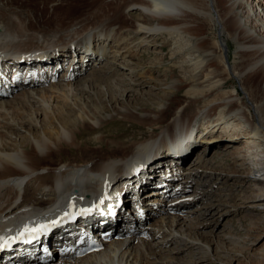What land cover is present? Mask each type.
I'll list each match as a JSON object with an SVG mask.
<instances>
[{
    "label": "bare ground",
    "instance_id": "1",
    "mask_svg": "<svg viewBox=\"0 0 264 264\" xmlns=\"http://www.w3.org/2000/svg\"><path fill=\"white\" fill-rule=\"evenodd\" d=\"M112 3L115 4L111 5L110 12L102 13V15L99 14L98 18L94 21H91L94 17V10H92L93 12L91 11L92 13H84L87 14L86 24L90 26V29L84 30V28H80L77 24L71 25V29L75 27L79 28L80 31L84 30L75 38L64 37L63 33L66 32L64 28L58 30L63 21L57 25L50 21L51 17L53 19L57 18V20L61 19L58 13L63 10L58 4H52L47 11V17L41 18L40 16H36L29 7L15 6L9 0H0V58L2 57L1 54H3L4 57L15 60L21 57V53L32 50L52 52L47 49L55 46L65 47L62 50L66 51L72 50V47L76 48L79 45L89 49L87 41L90 40L96 45L92 51V55L88 56L89 60L87 64H85V66L93 65V68L90 69L88 75L78 80V82H69V79L63 80L61 76L60 78L58 77L57 81H54V84H48L49 86L47 87L31 90L27 88L25 91L14 95L11 99H0V116L10 114L11 117L6 119L1 125L3 129L0 130V224L20 225L28 221L30 217L36 218L58 212V210L62 209V205L65 202L72 204L81 198H87L90 201L96 196L101 198L102 196L110 195L112 192H121L130 188L127 186L129 182H131V188H133L141 179L139 175L142 174L144 177V172L149 166L147 159L157 154L158 146L167 148L168 144H175L174 147L177 149V153L184 152L186 148L193 145L194 148L200 147L203 137L200 135L201 138L198 139L200 136L196 137V140L193 137L194 134H197L195 131H197L200 124L211 127L213 130L221 128L222 132L226 133L224 138L233 137V133H235L233 130L236 127L246 129L245 134H242L245 141H242L240 148L238 147L232 152L233 156L236 162L239 163L238 166L245 169L248 175L257 171L256 169L264 171V114L262 113L264 103H261L260 108H251V105L247 106L242 98L246 97L249 99L248 93L243 89V84L246 80L248 81L258 74V79L264 84V0H112ZM216 6H222L220 12L219 10L217 11ZM197 7L204 10L209 20L217 23V26H219L218 33L227 30L229 38L237 43L238 49L236 54H239L238 56L241 59L239 66L232 64L226 67L224 65L222 61V47H224V44L221 40L216 47H208L206 44L199 46L196 40L193 41L191 39V36L187 32L189 25L185 18L189 15L201 14ZM130 10L139 12V21L141 23H131L132 20L128 16ZM213 11L214 15L212 14ZM16 12L21 14L19 22L11 15ZM250 13L252 16L262 20L260 21L262 27L259 33H255L252 30L253 26L250 25L248 20ZM101 30L105 31L100 32ZM160 33H165L166 40L162 44L165 47L169 43L168 39L172 37L175 40L176 37L179 40H184L183 44L175 45L172 53L181 55L183 59L180 64L185 65L184 67H190L191 70L188 69L190 73H187L188 77L190 76L189 81L187 80L188 82L184 83L183 79H172L169 81L168 86L175 88L177 91L179 86H185L187 83L190 84L185 91L187 95L185 104H181L171 113L168 122L165 123V128L161 131L157 133L152 128L154 131L152 135L155 136L145 140L143 138L136 142L133 147L125 145L124 142H117L118 138H115L117 135L108 141L112 143L106 144L107 142L105 143L103 139V133L97 134L100 132L98 128H101L97 126L105 122L112 114H118L125 118L131 116L139 124H144L147 121L149 124H146L151 127L154 125L160 126V120L167 115V109L170 106H165L166 102L161 105L162 107L159 106L160 110L158 109L154 113V110L146 112H142V110L138 111L137 109L136 111H128L127 108L117 102L120 96L140 93L138 87L147 83L145 80L141 81L145 71L139 72L141 75L138 76L137 71L132 69L129 72L128 79L123 81L122 78L126 77L120 76L122 70L125 69L121 62H116L113 66L112 63L114 61H110V66L102 69L106 64L103 62V58L107 57L109 47H111L113 40L119 34L122 36L116 44H120L118 48L123 49L125 46L127 47L130 41L143 43L148 40L145 38L149 36L153 38ZM129 34H131L130 37H128ZM118 51L120 50L116 49V52ZM122 53L120 52L119 55H122ZM122 57L125 58V55H122ZM219 57L220 62L217 65L215 63ZM113 58L115 59L116 56L113 55ZM102 62L104 64L100 65ZM98 65L99 67H97ZM139 65L141 64L139 63L135 66ZM85 68L82 69L81 67L80 70L83 71ZM33 71L35 72V70ZM146 71H151V68H148ZM231 74L241 86L244 96H241L237 91L226 90L221 94L222 98L220 99L224 110L213 113L212 116L205 120L202 119L198 127L194 124L191 127L179 128L178 136L174 140H171L170 136L165 138V135L174 129L178 122L182 120V117H185L186 111H183L184 107L188 106L191 100H198L222 90L225 85L224 81ZM122 75L124 74L122 73ZM222 75H225L226 78H223ZM63 81L66 82L64 83ZM48 90H55L56 99L60 100L62 98L66 100L64 101V108L58 107L59 104L55 103L54 117L56 122L44 111L49 106V99L53 93L51 92L47 96L46 93L50 92ZM167 92L165 91V94L171 96L172 93ZM105 95H107L111 103H114L111 106V110L109 107L103 105L101 97ZM153 96L154 94L149 96V98L152 100ZM69 97H72L76 101L74 102L76 108L69 103L70 106H67L66 102ZM165 98V100H168L167 103L171 104L174 102L171 98ZM108 110L110 113H107ZM198 111L203 112L205 110L199 109ZM105 112L107 114H103ZM89 118L95 123L96 126L94 127L97 129L93 133V136L87 140L77 142L75 133L76 131L79 132L81 129L90 127L86 125L88 123L86 119ZM256 121L259 125L255 124ZM94 127H90L89 129H95ZM161 138L163 139L160 140ZM157 140L158 142H156ZM90 141L98 142L101 144V148H104V151H101V155L96 159V162L91 159V161L87 160L80 164L75 163V165L69 164L68 161H60L56 164L55 160H51L45 156L46 151L55 150L58 147L70 149L67 144L74 142L78 144L90 143ZM233 143V141L228 142L231 146ZM137 146L139 147L138 151L140 155L135 156L134 153ZM164 157H167L163 163V165H166L169 163H166V161L170 160L168 158H171L170 152ZM138 160H147L148 162L141 167L135 168L136 164L133 165L132 162ZM51 161L54 163L45 165ZM178 163L176 161L173 164L176 169ZM40 164L44 165L38 167ZM53 165H56V167ZM193 167L194 169L197 168ZM104 168L108 170L101 171ZM39 169L45 170L42 179L38 177L37 170ZM181 171L178 169V172H176L178 175L174 181L178 180ZM187 172L183 170L184 174L178 183L189 187L192 182V175H187ZM47 175H50V177H47ZM253 177L262 186H260L259 191L254 196L263 203L257 206L258 202L254 207L262 209L264 212V175H253ZM113 183L114 186H111V189L110 184ZM144 187L145 184L143 186L140 184V189ZM193 189H196V187ZM152 193H155V195H152ZM181 193L182 196L180 197L182 198L189 195L184 194L183 191ZM44 195L47 197L46 199L42 198ZM150 196L159 197L160 195L157 190L151 189L148 192L141 191L138 199L149 208L147 220L139 230L145 231L150 235V240H154L159 234L156 230L165 226L166 219V222H169L168 229L175 230L172 227L176 224L179 216L169 215V213L166 215L167 210L163 203L159 202L161 200L153 199L146 204L147 199H152ZM180 197H176L175 200ZM163 202L165 203L166 201L163 200ZM152 203L156 204L155 208L151 206ZM183 206L180 204L178 207L184 208ZM200 211L198 213H205ZM158 212L161 215L158 217L160 223L159 225L154 224L155 229L151 225V229L148 227V221L149 219L152 220L153 215ZM160 224L163 225L160 226ZM120 226V221L113 225L117 232H120L118 229ZM158 226L159 228H157ZM193 226L194 223L189 225L187 229L188 233H184L182 228L176 230L180 236L176 231H172L173 234L185 240L181 244L183 249L193 248L196 240H199L198 238L191 237L192 232L190 230ZM131 238L126 236L120 240H114L102 251L87 255L82 259L70 262L63 260L52 264H169L173 259L170 256H165L162 252H171L178 249L177 246L176 248L161 251L166 243L164 236L157 241L151 242H149V239L146 240L142 237H138L137 241L133 242V240H130ZM202 245L205 247L204 253L207 254L201 255L200 258H209V245L206 243ZM157 247H160L161 252L157 250Z\"/></svg>",
    "mask_w": 264,
    "mask_h": 264
},
{
    "label": "rangeland",
    "instance_id": "2",
    "mask_svg": "<svg viewBox=\"0 0 264 264\" xmlns=\"http://www.w3.org/2000/svg\"><path fill=\"white\" fill-rule=\"evenodd\" d=\"M9 1L15 6L29 7L36 16H40L41 18L47 17V11L50 9V6L52 4H58L59 6L62 7L63 10L60 12L57 11L59 12L58 14L61 16L60 19L61 21L57 20V18L53 19V17H51L50 21L54 22L55 25L63 21L58 27V30L60 28H64L66 30V32L63 33L64 37L69 36L75 38H77L78 35L82 33V31L90 29V26L86 24L87 14L84 13H92L93 12L92 10H94L93 12L94 17L91 20L94 21L96 18H98L99 14L102 15V13L110 12L111 5L115 4L112 3V0L109 1L108 0H9ZM88 6H90L91 8ZM215 8L217 9V11L219 10L220 12L222 6H216ZM197 9L200 11L201 14L199 15L196 14L193 16L189 15L187 18H185L187 24L189 25V27L187 28V32L191 36V39H193V41L196 40L199 46H203L204 44H206L208 47H216V45H218L221 40L222 43L224 44L223 45L224 47H222L223 53L221 52L223 58L222 61L224 65L226 67L232 64L239 66L241 59L238 56L239 54H236L237 53L236 51L238 49L237 43L229 38L227 30L223 31L222 33H218L219 26H217V23L209 20L207 15L204 13L203 9H200L198 7ZM212 14L214 15V11L212 12ZM11 15L15 18L17 22L20 21L21 19L20 13L16 12L15 14H11ZM128 16L131 18L132 24L141 23V21H139L140 14L138 11L130 10ZM248 17H249L248 20L250 25L253 26L252 29V27L249 25L251 29L254 30L255 33H259L262 27L260 21L262 20H260L258 17L252 16L251 13ZM75 24L80 26V28H84V30L80 31L79 28H75V27H73L74 29H71V25H75ZM102 31L105 30H101L100 32ZM121 36L122 35L119 34V36L115 37V39L113 40L111 47H109L110 49L107 57L103 58V62L106 64L102 69L108 68L110 66V61H114V63H112L113 66L116 64V62L118 63L121 62L123 68L125 69L122 70V73L124 75H122L121 73L120 76L126 77V78H122L123 81H126L128 79V76L130 75L129 72L132 69H134L135 71H137L138 76L141 75L139 72L145 71V73L141 78L142 79L141 81L145 80L147 83L139 87L138 85H136L140 90L139 91L140 93L138 94L134 93V95H127L123 97L120 96L119 101L117 100V102L123 105V107L127 108L128 111H132V110L136 111V109L138 111L142 110V112L154 110L153 113L158 109L160 110L159 106L162 107L161 105L165 104L164 102H166L165 106L166 105L170 106L167 109L168 110L167 115L160 120L161 122L159 125L162 128L158 125L157 126L154 125L151 127L148 125L149 123L147 121L145 122L148 124L146 123L139 124L137 121H135V118H132L131 116L125 118L118 114H112L109 118H107L105 122L97 126V127L99 126L101 127L98 128L100 132H98L97 134L103 133L104 135L103 139L105 140V143L107 142L106 144L112 143L108 141L117 135L115 137L118 138L117 142H124L125 145H130L133 147V145L139 140H142L143 138L145 140L155 136L152 135V133L154 134V131H157L158 133L163 128H165V123L168 122L171 113L185 102L187 97L185 91L188 89L190 84L187 83L188 86H186L187 84L185 86L184 85L179 86L177 91L175 88L169 87L168 84L170 83L169 81L172 79L174 80L183 79L182 81L186 83V81L187 80L189 81L190 78V76L188 77L187 73L188 72L190 73L189 70L191 69L189 66L184 67L185 65L180 64L183 59L181 55L172 53L175 48V45H179L180 43L183 44L184 40H179L177 37L175 40L172 37L173 39L172 38L168 39L169 43L165 47L162 45L163 42L165 43L166 40L165 33H160L159 35H155L153 38L151 36L145 38L148 40L144 41L143 43H137L138 41L135 42L130 41L127 47L125 46L123 49H119L118 47L120 46V44H116V43L118 42ZM130 36L131 34L128 35V37ZM64 48H61L60 46H55V47H49L47 50L55 51V50H62ZM116 49L120 51L116 52ZM120 52H123L122 55H125V58L122 57V55H119ZM113 55L116 56L115 59L113 58ZM103 62L100 65L104 64ZM219 62H220V57L217 58L215 64L218 65ZM139 63L141 65L135 66L138 65ZM85 67L86 68L83 70L85 73H83V71L80 70L79 73L80 75L78 74L79 76L71 80V82L76 83L78 82V80L88 75L90 69L93 68V65H89V66L86 65ZM97 67H99V65ZM148 68H151V71H146ZM184 70L186 71V73ZM222 77L226 78L225 75H222ZM224 82L225 85L222 90H219L210 96H205L198 100H191L190 101L191 103L188 101L190 104L188 106L186 105L184 107L185 109L183 110L186 111L185 117H182V120L178 122V124L174 127L173 130H171L169 133H167V135H165V138H168L167 136H170L171 137L170 139L174 140L178 136L179 128L191 127V125L194 124L196 127H198V125L202 122L201 121L202 119L205 120L206 118L212 116L213 113H216L219 110H224L220 99L222 98L221 94H223L226 90L237 91L241 96H244L241 86L232 76V74L229 75V77H227V80H225ZM44 87H47V85L32 89H39ZM243 89L246 93H248L250 99L249 100L246 97H242L243 100L246 102L247 106L251 105L250 106L251 108L252 107L260 108L261 103L262 102L264 103V84L261 82L260 79H258V74L250 78L248 81L246 80L245 83L243 84ZM48 91L50 92L46 93L47 96L50 95L49 93L51 92L53 93L51 95L52 97L49 99V106L46 107L44 111L48 114V116L51 119H54V122H56V119L54 117V109L56 107L55 103L57 105L59 104L58 107L60 106L63 107L65 105L64 101L66 100L65 99L63 100L62 98L60 100L56 99L55 90L53 91L48 90ZM165 91L172 93L171 96L166 95ZM153 94L154 96L153 99L151 100L149 96ZM165 97L173 99L174 102L171 104L167 103L168 100H165L166 99ZM11 98L13 97L5 98V100ZM101 98L103 101V105L109 107V109L111 110L112 109L111 106L114 105V103H111L108 100L107 95ZM74 102L76 101H74L72 97H69L66 104L67 106L70 104L73 107H75L76 105ZM199 109H204L205 111L200 112L198 111ZM107 113H110V111L108 110ZM107 113L105 112L103 114H107ZM262 113L264 114V109H262ZM9 118H11L10 114H6L5 116L3 115L0 116V127L6 121V119ZM90 120H91L90 118L86 119L88 123L86 122L87 124L86 123L85 124L90 127L96 126L95 123L92 122V120L91 121ZM255 124L259 125L257 121L255 122ZM90 127L84 128L83 130L81 129L79 132L76 131L75 134H76L77 142L80 141L83 142L84 140H87L88 138L93 136V133H95L97 128L94 127L95 129H89ZM152 128H154V131L152 130ZM2 129L3 127L0 128V130ZM233 131L235 132L233 133L234 134L233 137L224 138L226 133L222 132L221 128L218 130L217 129L213 130L211 127H207L205 125L200 124L197 131H195V133L197 132V134H194L193 137L195 138V140L196 137L198 138L200 135L203 137L202 142L200 143L201 146L196 148H194V145L190 146L189 148L185 149V151H189L188 155H183L184 157L181 156L177 157V161L178 162L181 161L182 164L184 165L182 169H180V171L181 170L182 171L180 173V177L178 178V180L172 181L171 184L173 185L174 188H178L180 190L177 191L176 195H174V197L170 199V201H167V203L166 202L164 203L163 199H161L160 197H152V199L161 200L159 202L163 203L164 207L167 210L166 215H168V209L171 207V206L168 207V205H170L168 204V202L177 201L175 200V198L182 196L181 193L182 191L184 194L186 195L189 194V195L183 198L180 197L179 199H185L190 195H192L189 197L188 200L184 201L185 203L181 202L179 204L174 205L172 208L176 209V211H170L169 213V215H177V217L179 216V218H177L178 220H176V224H174L172 227L175 230L168 229L169 222H166L167 221L166 219L164 224L165 226H163L164 228L162 227L160 229L158 226L157 228L159 229H157L156 232L159 234L154 240H151V241H157L162 236L165 237L166 243L164 245V248L161 250L160 247H157V250L159 251L176 248L178 246L177 247L178 249H175L171 252H165V251L162 252L164 253L165 256L167 257L170 256L173 259L172 262L169 264H264V212L262 209L259 208L256 209L254 207V205H256L258 202L259 203L257 204V206L263 204L261 201H259V199H257L256 196H254L256 192L259 191L261 184L259 183V181H257V179L253 177V175H259V174L264 175V171L255 168L257 171H254L250 175H248L245 169H242L238 166L239 163L236 162V159L234 158L232 152L238 147L240 148L242 141H245V138L242 137V134H245L246 129H241L239 127H236V129ZM201 136L198 139H200ZM162 139L163 138H161L160 140ZM231 141L234 142L232 146L228 144V142ZM156 142H158V140ZM62 144H66V143H62ZM67 145L69 146L70 149L58 147V149L46 151L45 152L46 158L55 160L56 164H58L60 161H68L69 164L75 165V163L80 164L87 160L91 161V159H93L92 161L96 162V159L99 158V156L101 155V151H104V148H101V144H99L98 142L90 141V143L85 142L82 144H78L74 142L72 144H67ZM170 146L171 145L169 144L167 148L158 146V150L156 152L157 154L147 159L149 161V166L147 170L144 172L145 181L148 179L149 176L150 177L153 176V173L155 172L157 167L159 168V166L163 165V163L167 158L164 156H166V154L170 152L169 150ZM138 148L139 147L137 146V148L135 149V153H134L135 156L140 155ZM184 152L177 153L176 151L175 153L182 155ZM156 158H160V159H156ZM151 159H153L152 163H151ZM147 160H140V161L138 160L132 162V164L133 165L136 164L135 168L141 167L146 162H148ZM186 160L187 162L185 163ZM75 161H82V162H75ZM155 161H157L158 163H154ZM52 163L54 162L51 161L46 163L45 165H51ZM151 164H153V166H151ZM42 165L44 164H40L38 165V167ZM53 166L56 167V165ZM193 166L197 168L194 169ZM58 169L62 170L61 168ZM107 170L108 169L104 168L101 171H107ZM183 170L188 171L187 175H192V182L191 185H189V187L183 186L181 183L180 184L178 183L182 178V174H184ZM44 171L45 170L43 169L37 170L38 177L40 179L43 178ZM139 176L141 179L143 178L142 174H140ZM47 177H50V175H47ZM151 180L152 178L150 179L149 182L150 184H152ZM141 185L143 186V183H141ZM111 186L113 187L114 183L110 184V187ZM194 187H196V189H193ZM187 188H189V191H186ZM152 195H155V193H152ZM42 198L46 199L47 197L44 195ZM93 199H91L90 201H92ZM150 199H147L146 204L150 202ZM180 204L184 205L183 206L184 208H179L178 206ZM146 208L147 210L149 209L148 207ZM199 210L205 213L204 214L201 213L202 214L201 215L200 213H198ZM192 223H194V226L190 230V232H192L191 237L198 238L199 240H196V243L194 244L193 248L183 249V247H181V244L185 240L179 237L180 235L176 230L182 228L184 233L186 232L188 233L189 231H187V229L189 225ZM161 225L163 224H160V226ZM152 226L155 229V225L153 224ZM172 231L174 232L176 231L179 236L173 234ZM137 239L138 237L135 238L133 242H136ZM204 243H206L210 247V250L208 251L210 252L209 255L210 257L206 259H201L200 258L201 255L207 254L204 253L205 247L202 245ZM216 248H218V250H216Z\"/></svg>",
    "mask_w": 264,
    "mask_h": 264
},
{
    "label": "snow or ice",
    "instance_id": "3",
    "mask_svg": "<svg viewBox=\"0 0 264 264\" xmlns=\"http://www.w3.org/2000/svg\"><path fill=\"white\" fill-rule=\"evenodd\" d=\"M46 229H47V225H38L36 227H28L27 225H25L23 231H21L19 233V235L22 237L25 234L38 233V232L44 231Z\"/></svg>",
    "mask_w": 264,
    "mask_h": 264
}]
</instances>
